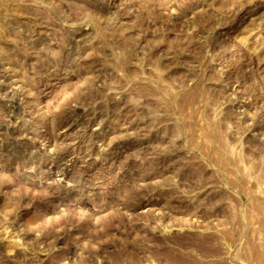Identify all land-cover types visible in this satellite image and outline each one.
Wrapping results in <instances>:
<instances>
[{
    "label": "rangeland",
    "instance_id": "rangeland-1",
    "mask_svg": "<svg viewBox=\"0 0 264 264\" xmlns=\"http://www.w3.org/2000/svg\"><path fill=\"white\" fill-rule=\"evenodd\" d=\"M0 264H264V0H0Z\"/></svg>",
    "mask_w": 264,
    "mask_h": 264
}]
</instances>
